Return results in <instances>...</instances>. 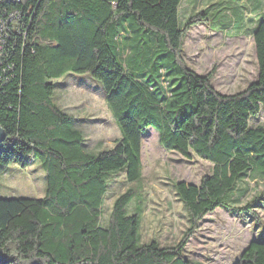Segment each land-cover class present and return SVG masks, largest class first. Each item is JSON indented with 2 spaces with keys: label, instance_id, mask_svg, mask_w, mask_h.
<instances>
[{
  "label": "trees",
  "instance_id": "obj_1",
  "mask_svg": "<svg viewBox=\"0 0 264 264\" xmlns=\"http://www.w3.org/2000/svg\"><path fill=\"white\" fill-rule=\"evenodd\" d=\"M180 2L0 0V176L34 162L46 175L43 197L0 198V264H204L184 249L205 215L220 207L260 222L251 211L264 208V194L239 206L238 191L248 176L264 177V126L250 124L264 107V4L252 32L257 77L220 94L212 73L183 63L188 24L207 15L198 11L181 24ZM72 73L103 90L120 133L111 148L86 149L75 119L56 104V80ZM149 128L165 151L212 164L199 184H174L190 227L173 245L142 242L135 188L103 215L114 176L141 181ZM232 264H264L263 228Z\"/></svg>",
  "mask_w": 264,
  "mask_h": 264
},
{
  "label": "rangeland",
  "instance_id": "obj_2",
  "mask_svg": "<svg viewBox=\"0 0 264 264\" xmlns=\"http://www.w3.org/2000/svg\"><path fill=\"white\" fill-rule=\"evenodd\" d=\"M263 4L264 0H242L235 6L222 0L180 2L181 24L198 11L207 15V19L201 15L188 24L181 50L183 63L199 75L212 73L211 85L220 94L240 92L257 77L252 32ZM56 82L55 102L75 119L76 128L84 135L86 149L96 152L111 148L120 133L100 85L86 74L74 73ZM250 124L264 126V107ZM142 138L141 181L127 183L124 174L114 176L109 183L103 215L107 217L118 194L129 187L135 188L142 197V242L155 239L162 246L173 245L190 227L174 184L178 181L199 184L211 172L212 164L196 155L187 158L165 151L152 128ZM240 187L239 206L264 194V177L248 176ZM45 189L46 175L38 162L26 168L12 164L0 176V198H41ZM133 210L132 202L129 212ZM251 213L258 216L259 223L248 215L238 216L216 208L194 228L184 254L204 264H232L248 242L264 229V208L254 207Z\"/></svg>",
  "mask_w": 264,
  "mask_h": 264
},
{
  "label": "water",
  "instance_id": "obj_3",
  "mask_svg": "<svg viewBox=\"0 0 264 264\" xmlns=\"http://www.w3.org/2000/svg\"><path fill=\"white\" fill-rule=\"evenodd\" d=\"M3 136H4V133H3V131L0 129V143H1L2 140H3Z\"/></svg>",
  "mask_w": 264,
  "mask_h": 264
},
{
  "label": "bare ground",
  "instance_id": "obj_4",
  "mask_svg": "<svg viewBox=\"0 0 264 264\" xmlns=\"http://www.w3.org/2000/svg\"><path fill=\"white\" fill-rule=\"evenodd\" d=\"M16 2V1H15Z\"/></svg>",
  "mask_w": 264,
  "mask_h": 264
}]
</instances>
